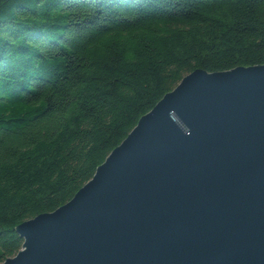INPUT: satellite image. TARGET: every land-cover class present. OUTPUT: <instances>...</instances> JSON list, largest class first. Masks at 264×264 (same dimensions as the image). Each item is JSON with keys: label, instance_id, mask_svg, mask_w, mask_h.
Instances as JSON below:
<instances>
[{"label": "trees", "instance_id": "obj_1", "mask_svg": "<svg viewBox=\"0 0 264 264\" xmlns=\"http://www.w3.org/2000/svg\"><path fill=\"white\" fill-rule=\"evenodd\" d=\"M264 64V0H0V263L196 68Z\"/></svg>", "mask_w": 264, "mask_h": 264}, {"label": "water", "instance_id": "obj_2", "mask_svg": "<svg viewBox=\"0 0 264 264\" xmlns=\"http://www.w3.org/2000/svg\"><path fill=\"white\" fill-rule=\"evenodd\" d=\"M172 89L2 264H264V64Z\"/></svg>", "mask_w": 264, "mask_h": 264}, {"label": "rangeland", "instance_id": "obj_3", "mask_svg": "<svg viewBox=\"0 0 264 264\" xmlns=\"http://www.w3.org/2000/svg\"><path fill=\"white\" fill-rule=\"evenodd\" d=\"M3 262H4V261H3ZM3 262H2V263H3ZM2 263H0V264H2Z\"/></svg>", "mask_w": 264, "mask_h": 264}]
</instances>
